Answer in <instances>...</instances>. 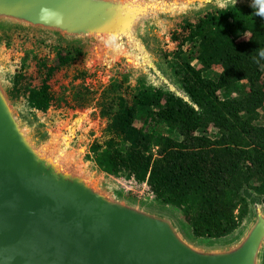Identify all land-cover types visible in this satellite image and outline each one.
Instances as JSON below:
<instances>
[{"label": "trees", "instance_id": "1", "mask_svg": "<svg viewBox=\"0 0 264 264\" xmlns=\"http://www.w3.org/2000/svg\"><path fill=\"white\" fill-rule=\"evenodd\" d=\"M172 36L181 48L171 63L191 102L117 80L100 94L107 124L90 151L102 171L147 181L158 200L183 212L193 237L224 238L251 213L250 190L264 204V10H209ZM57 54L37 71L41 82L29 83L33 108L61 101L49 82L83 52Z\"/></svg>", "mask_w": 264, "mask_h": 264}, {"label": "water", "instance_id": "2", "mask_svg": "<svg viewBox=\"0 0 264 264\" xmlns=\"http://www.w3.org/2000/svg\"><path fill=\"white\" fill-rule=\"evenodd\" d=\"M215 0H0V27L117 44L147 62L145 34ZM0 56V264H264V205L227 244L193 241L181 218L130 199L50 149L9 93Z\"/></svg>", "mask_w": 264, "mask_h": 264}, {"label": "rangeland", "instance_id": "3", "mask_svg": "<svg viewBox=\"0 0 264 264\" xmlns=\"http://www.w3.org/2000/svg\"><path fill=\"white\" fill-rule=\"evenodd\" d=\"M227 6H250L264 10V0H215L156 24L145 34L150 51L147 62H141L137 56L117 44L101 46L97 43L73 42L31 29L0 27V56L7 71L10 96L28 114L50 149L57 150L63 159L67 156L71 161L87 167L100 180L119 188L130 199L174 211L181 218L189 237L201 244H227L238 238L253 217L252 199L251 213L233 234L218 239L195 238L180 209L158 200L149 185L145 184L147 181H138L126 175L113 176L102 171L93 160L90 148L93 141L103 134L107 124L98 105L100 94L117 80L124 78L125 86L146 84L162 88L191 102L171 63L175 50L181 48L179 41L173 40V32L178 31L187 19ZM72 47L81 48L83 54L68 67L54 73L49 82L53 93L61 101L48 110L31 107L26 99L27 88L31 81L34 84L41 82L42 77L37 75V71L43 70L46 61L53 64L59 50ZM183 48L185 55L191 53L188 44ZM79 74L84 76L75 78ZM81 104H85L86 108H82ZM251 196L260 197L253 190H250Z\"/></svg>", "mask_w": 264, "mask_h": 264}, {"label": "built area", "instance_id": "4", "mask_svg": "<svg viewBox=\"0 0 264 264\" xmlns=\"http://www.w3.org/2000/svg\"><path fill=\"white\" fill-rule=\"evenodd\" d=\"M145 184H148V183H145ZM127 189H131V188H129V187H126ZM151 191V190H150Z\"/></svg>", "mask_w": 264, "mask_h": 264}, {"label": "bare ground", "instance_id": "5", "mask_svg": "<svg viewBox=\"0 0 264 264\" xmlns=\"http://www.w3.org/2000/svg\"><path fill=\"white\" fill-rule=\"evenodd\" d=\"M121 50H123V49H121ZM139 59V58H138Z\"/></svg>", "mask_w": 264, "mask_h": 264}]
</instances>
